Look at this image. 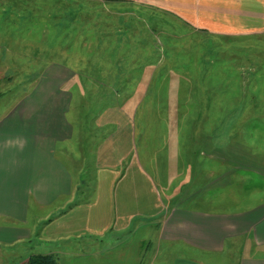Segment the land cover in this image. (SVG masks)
Here are the masks:
<instances>
[{
    "label": "rangeland",
    "instance_id": "1",
    "mask_svg": "<svg viewBox=\"0 0 264 264\" xmlns=\"http://www.w3.org/2000/svg\"><path fill=\"white\" fill-rule=\"evenodd\" d=\"M72 1L34 0V10L10 14L2 12L9 0H0V108L8 107L12 93L21 98L49 91L38 81L50 68L71 76L64 86L72 93L66 117L75 133L83 130L78 146L85 157L74 163L82 166L77 198L95 185L92 159L105 129L124 142L120 172L129 163L133 175L140 164L151 178L149 203V186L169 204L206 188L208 170L213 177L232 169L210 159L212 147L231 152L236 145L244 151L237 152L238 162L264 170V30L215 33L169 9ZM197 16L206 24V14ZM105 109L119 125L96 127ZM244 170L231 172L233 184L207 193L229 198L237 173L250 174ZM256 182L244 178L242 195L262 196L263 179ZM152 215L134 221L140 228L115 234V241L130 238L116 250L138 247L140 264H166L165 247L156 253L159 216ZM11 248H0V264H27L28 246Z\"/></svg>",
    "mask_w": 264,
    "mask_h": 264
},
{
    "label": "crops",
    "instance_id": "2",
    "mask_svg": "<svg viewBox=\"0 0 264 264\" xmlns=\"http://www.w3.org/2000/svg\"><path fill=\"white\" fill-rule=\"evenodd\" d=\"M93 1L169 9L215 33L264 30V0ZM9 2L11 6L2 12L18 14L35 9L34 0ZM29 2L32 4L26 6ZM197 14H206V24L195 19ZM50 69L38 81L49 84V91L21 98L12 93L8 107L0 108V248L27 245L22 258L26 261L31 254H52L59 264H123L122 259L125 264H140L139 248L136 252L116 250L130 238L115 241V234L131 226L140 228V220L137 224L134 221L153 214L159 216L156 253L165 247L166 264H264V186L259 188V197L241 192L244 178L254 177L256 185L263 179L264 185V170L250 162H238L242 155L237 152L244 151L236 145H230V152L211 144L210 159L230 164L232 169L213 177L208 170L206 188L167 204L149 186L153 190L149 203L150 177L140 164L133 175L129 163L120 172L117 165L126 154L124 142L116 141L114 133L105 129L92 159L95 185L86 197L80 194L77 198L83 180L82 166L76 167L75 162L85 159L78 146L83 130L79 126L75 133L66 117L70 111L66 101L72 93L64 86L71 76ZM109 109L118 115L124 112L122 108ZM94 121L96 127L120 123L108 109ZM237 166L250 174H235V192L229 198L207 193L211 188L233 184L231 172L240 169ZM107 234L114 238L105 239Z\"/></svg>",
    "mask_w": 264,
    "mask_h": 264
},
{
    "label": "trees",
    "instance_id": "3",
    "mask_svg": "<svg viewBox=\"0 0 264 264\" xmlns=\"http://www.w3.org/2000/svg\"><path fill=\"white\" fill-rule=\"evenodd\" d=\"M27 264H58L52 254H31L28 256Z\"/></svg>",
    "mask_w": 264,
    "mask_h": 264
}]
</instances>
